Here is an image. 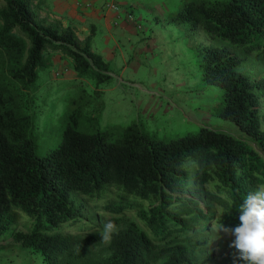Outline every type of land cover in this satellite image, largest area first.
I'll use <instances>...</instances> for the list:
<instances>
[{
  "label": "trees",
  "instance_id": "16d2710c",
  "mask_svg": "<svg viewBox=\"0 0 264 264\" xmlns=\"http://www.w3.org/2000/svg\"><path fill=\"white\" fill-rule=\"evenodd\" d=\"M38 1L0 0V247L17 243L45 264H205L199 246L180 237L204 234L219 217L217 229L238 226L239 205L264 185V78L240 69L251 53L264 59V0H161L170 9L158 21L241 51L194 49L202 81L221 89L216 115L246 135L200 125L169 138L139 119L101 125L99 87L113 71L92 49L95 26L80 40L40 17ZM46 49L68 54L77 76L94 83L92 92L77 87L53 130L41 129L30 107ZM42 139L52 142L45 156ZM132 212L144 229L131 222L101 243L97 216L117 224Z\"/></svg>",
  "mask_w": 264,
  "mask_h": 264
},
{
  "label": "rangeland",
  "instance_id": "374dc122",
  "mask_svg": "<svg viewBox=\"0 0 264 264\" xmlns=\"http://www.w3.org/2000/svg\"><path fill=\"white\" fill-rule=\"evenodd\" d=\"M38 5V14L47 18L49 13L47 16L41 14ZM42 5L44 11H49L45 9V2ZM161 24L160 35L157 37H152L151 34L140 36L137 32L138 39L129 40L114 49L110 46V55L114 56L107 61L113 71L112 81L102 84L99 87L102 94L98 95L99 107H103L99 117L101 125L124 124L139 119L144 127L165 138L194 132L200 125L246 137L232 121L216 115V107L222 97L221 89L202 81L194 49L197 43H211L225 44L236 52L241 51L227 41L209 38L202 31L189 39L179 26L168 24L164 20ZM92 49L95 50L94 47ZM43 55L49 66L39 70L38 90L30 107L36 112L39 127H45L46 130L52 127L53 130L57 122V126L62 127L58 115L77 87L81 86L92 92L94 83L90 78L81 79L77 76L73 59L68 54L46 49ZM240 69L251 78H264V59L260 53H251ZM261 107L264 113V101ZM262 129L264 130V122ZM55 141L56 138L53 139L54 143ZM51 144L49 139H42L37 153L40 156L47 155ZM105 219L103 215L97 216L101 227ZM220 219L212 220L210 223L213 224H209L204 234L191 230L186 237H180L188 245L199 246L195 257L205 264H235L238 258L236 249L230 247L234 237L217 229ZM131 222L136 223L139 229H144L134 212L120 219L116 225L123 227ZM6 243L14 241L10 239ZM6 251L9 252V249L0 247V256ZM24 254L27 257L34 255L30 250Z\"/></svg>",
  "mask_w": 264,
  "mask_h": 264
},
{
  "label": "crops",
  "instance_id": "0c3cea01",
  "mask_svg": "<svg viewBox=\"0 0 264 264\" xmlns=\"http://www.w3.org/2000/svg\"><path fill=\"white\" fill-rule=\"evenodd\" d=\"M148 1L119 0L122 12L117 13L118 15L105 6V0H39L37 4L41 14L49 13L47 20L58 22L63 28L72 27L79 39L83 40L89 35L91 25H94L96 30L91 45L104 60H110L111 56H114L110 55V46L113 49L120 47L129 40L138 39L139 34L140 36L151 34L152 37L160 35L162 21H158L155 16L157 14L162 16L165 9L166 11L170 9L169 3H162L161 0ZM44 2L47 5L45 9L49 11H44L42 5ZM146 5L148 6L145 7ZM132 9L136 19L128 21L122 13ZM26 250L29 251L19 244L15 245L9 252L6 251L0 256V264H45L39 253L32 252L34 255L27 257L24 254Z\"/></svg>",
  "mask_w": 264,
  "mask_h": 264
},
{
  "label": "clouds",
  "instance_id": "9594fccd",
  "mask_svg": "<svg viewBox=\"0 0 264 264\" xmlns=\"http://www.w3.org/2000/svg\"><path fill=\"white\" fill-rule=\"evenodd\" d=\"M240 224L234 228L220 225L219 231L234 237L230 247L238 252V259L244 264H264V185L250 191L239 205ZM117 225L112 220H105L100 232V241L109 244Z\"/></svg>",
  "mask_w": 264,
  "mask_h": 264
},
{
  "label": "built area",
  "instance_id": "2783aa9c",
  "mask_svg": "<svg viewBox=\"0 0 264 264\" xmlns=\"http://www.w3.org/2000/svg\"><path fill=\"white\" fill-rule=\"evenodd\" d=\"M105 6L113 10L116 13V15H118L117 13L122 12L119 0H105ZM122 14L124 15V18L128 21H135L136 19L134 12L132 10H127L123 12Z\"/></svg>",
  "mask_w": 264,
  "mask_h": 264
}]
</instances>
